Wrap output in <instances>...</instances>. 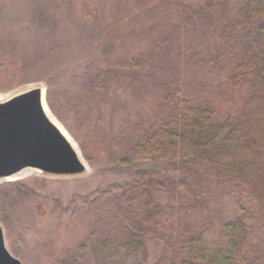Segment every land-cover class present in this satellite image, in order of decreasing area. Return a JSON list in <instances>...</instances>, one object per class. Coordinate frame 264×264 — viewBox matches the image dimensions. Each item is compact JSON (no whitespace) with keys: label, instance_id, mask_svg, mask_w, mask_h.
Segmentation results:
<instances>
[{"label":"rangeland","instance_id":"rangeland-1","mask_svg":"<svg viewBox=\"0 0 264 264\" xmlns=\"http://www.w3.org/2000/svg\"><path fill=\"white\" fill-rule=\"evenodd\" d=\"M172 1L0 0V103L42 88L49 115L86 166L78 176L30 170L22 178L0 180V186L17 183L3 188L0 227L6 249L22 264L155 263L167 242L151 241L134 252L119 246L103 251L96 237L113 216L96 190L142 173L159 179L156 197L171 228L167 233L176 236L201 226L198 251L205 260H215L231 244L229 226L252 208L249 262L264 264L256 205L236 198L227 181L213 176L205 164L154 161L129 167L131 146L169 116L167 94L178 91L184 101L205 97L203 103L211 102L214 120L220 121L238 115L248 97L246 87L233 90L226 75L203 68L210 48L220 42V23L235 17L245 0ZM216 3L221 9L212 12ZM145 30L164 39L156 56L120 76L107 73L116 57L141 53ZM198 202L202 207L205 202L203 211Z\"/></svg>","mask_w":264,"mask_h":264},{"label":"trees","instance_id":"trees-1","mask_svg":"<svg viewBox=\"0 0 264 264\" xmlns=\"http://www.w3.org/2000/svg\"><path fill=\"white\" fill-rule=\"evenodd\" d=\"M212 8L210 5L204 12L207 14ZM215 9H221L219 4L212 12ZM220 24V42L210 48V60L203 68H213L217 76L226 75L233 90L246 87L245 108L234 117L214 120L215 108L209 100L203 103L205 97L184 101L178 91L167 94L164 102L169 116L158 121L144 141L131 146L129 167L154 161L205 164L213 176L227 181L236 198L256 205L264 232V0H245L235 17ZM151 32H144L146 41L141 53L116 57L113 65L101 68L120 76L128 68L141 65L147 57H155L164 39ZM51 91L48 86L46 101L52 110ZM54 115L62 121L57 112ZM81 148L83 156L90 160L85 148ZM119 164L126 165L122 161ZM158 180L152 174L142 173L128 183H111L96 190L97 199L108 203L113 211L96 235L103 251L119 246L134 252L158 241L167 243L153 264H250L254 241L250 235L252 208H245L229 226L231 244L217 259L205 260L198 251L203 232L200 225L177 231L176 236L167 233L171 228L164 223V208L156 197L160 191ZM16 184L0 186V197L3 188H14ZM197 205L202 207L200 202Z\"/></svg>","mask_w":264,"mask_h":264},{"label":"water","instance_id":"water-1","mask_svg":"<svg viewBox=\"0 0 264 264\" xmlns=\"http://www.w3.org/2000/svg\"><path fill=\"white\" fill-rule=\"evenodd\" d=\"M44 96L38 87L0 103V180L27 169L52 176L85 173L79 153L46 114ZM0 264H22L6 249L1 227Z\"/></svg>","mask_w":264,"mask_h":264},{"label":"bare ground","instance_id":"bare-ground-1","mask_svg":"<svg viewBox=\"0 0 264 264\" xmlns=\"http://www.w3.org/2000/svg\"><path fill=\"white\" fill-rule=\"evenodd\" d=\"M46 114L48 115V117L50 118V120H52V122L54 123V124H56L55 123V121L52 119V117L49 115V113H47V111H46ZM57 125V124H56ZM58 126V125H57ZM59 127V126H58ZM60 128V127H59ZM61 131L64 133V135H66L65 134V132L61 129ZM66 137L68 138V136L66 135ZM68 140H69V138H68ZM73 145V144H72ZM74 146V145H73ZM31 171L30 170H24V171H22V172H20V173H18L17 175H15V176H13V177H11V178H22V177H24V176H26L27 174H29ZM8 179H10V178H8Z\"/></svg>","mask_w":264,"mask_h":264}]
</instances>
